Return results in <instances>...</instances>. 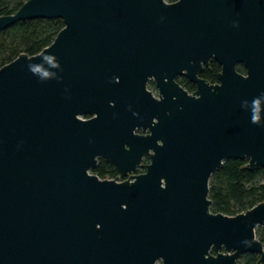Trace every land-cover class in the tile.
<instances>
[{
	"label": "water",
	"instance_id": "obj_1",
	"mask_svg": "<svg viewBox=\"0 0 264 264\" xmlns=\"http://www.w3.org/2000/svg\"><path fill=\"white\" fill-rule=\"evenodd\" d=\"M40 19L64 28L0 69V264H264V202L210 199L226 161L264 168V0H29L0 33Z\"/></svg>",
	"mask_w": 264,
	"mask_h": 264
},
{
	"label": "trees",
	"instance_id": "obj_2",
	"mask_svg": "<svg viewBox=\"0 0 264 264\" xmlns=\"http://www.w3.org/2000/svg\"><path fill=\"white\" fill-rule=\"evenodd\" d=\"M29 0H0V17L15 14L24 3ZM178 0H168L176 2ZM64 28L62 20H33L20 22L8 30L0 33V69L11 63L21 54L35 56L50 46L58 33ZM222 71L216 60H212L205 68L201 77L212 84L218 82V75ZM238 71L245 73L242 65ZM178 82L189 92L195 87L187 79ZM248 160L231 159L224 163L211 178L210 199L213 204L212 212L235 216L245 213L256 205L264 202V168L248 169ZM95 173L101 178L118 175L113 165L102 163ZM257 237L264 243V227L259 226ZM258 254H246L242 264H257Z\"/></svg>",
	"mask_w": 264,
	"mask_h": 264
},
{
	"label": "flooded vegetation",
	"instance_id": "obj_3",
	"mask_svg": "<svg viewBox=\"0 0 264 264\" xmlns=\"http://www.w3.org/2000/svg\"><path fill=\"white\" fill-rule=\"evenodd\" d=\"M206 68V67H205ZM179 79H187L185 76H179L178 78H177V82H178V80ZM187 81L190 83V84H192V85H194V87H195V89H194V91L193 92H195L196 91V85L195 84H193L192 82H190L188 79H187ZM154 84L155 85V82L154 81H151L148 85H150V84ZM179 83V82H178ZM180 84V83H179ZM181 85V84H180ZM182 87H184L183 85H181ZM155 88H156V85H155ZM185 88V87H184ZM186 89V88H185ZM156 90H157V95L156 96H158V94H159V91H158V89L156 88ZM187 90V89H186ZM188 91V90H187ZM189 92V91H188ZM193 92H190V93H193ZM138 133H140V134H142L143 132L140 130V131H138ZM102 163H105V164H109V163H107V162H105L103 159H99V161H98V164H97V166H96V168H94L92 171H91V173L92 174H94V175H97L96 173H95V170L102 164ZM150 163V159L148 158V157H146V158H144V160H143V164H142V166L135 172V174L136 175H139V174H143V173H145L146 172V170H147V165ZM109 165H112V164H109ZM114 166V165H113ZM115 167V166H114ZM98 176V175H97ZM101 180H118V181H120V182H124V181H126V180H128L129 179V176H127V177H121L119 174L117 175V176H115V177H106V178H101L100 176H98Z\"/></svg>",
	"mask_w": 264,
	"mask_h": 264
},
{
	"label": "rangeland",
	"instance_id": "obj_4",
	"mask_svg": "<svg viewBox=\"0 0 264 264\" xmlns=\"http://www.w3.org/2000/svg\"><path fill=\"white\" fill-rule=\"evenodd\" d=\"M168 1V0H167ZM149 90L150 91H152L153 93H154V95H157V90H156V88H155V85L154 84H150L149 85ZM261 227H264V224H262V225H260ZM244 257H245V255H242L240 258H239V260H238V263L239 264H242V262H243V259H244Z\"/></svg>",
	"mask_w": 264,
	"mask_h": 264
}]
</instances>
